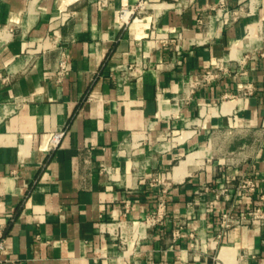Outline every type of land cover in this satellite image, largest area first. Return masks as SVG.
I'll use <instances>...</instances> for the list:
<instances>
[{"label": "crops", "instance_id": "crops-1", "mask_svg": "<svg viewBox=\"0 0 264 264\" xmlns=\"http://www.w3.org/2000/svg\"><path fill=\"white\" fill-rule=\"evenodd\" d=\"M141 1L0 0V264H264V221L221 227L259 195L213 192L264 180V0Z\"/></svg>", "mask_w": 264, "mask_h": 264}, {"label": "built area", "instance_id": "built-area-1", "mask_svg": "<svg viewBox=\"0 0 264 264\" xmlns=\"http://www.w3.org/2000/svg\"><path fill=\"white\" fill-rule=\"evenodd\" d=\"M143 0L140 2L139 5ZM218 18L224 20L226 25H230L234 20L237 19L238 11L236 9H230L227 7L225 0H221L218 7ZM128 12L136 13L138 12V7L124 8L121 11V17H124ZM152 37L155 35V24H153V29L151 32ZM163 42H168L166 38ZM261 56L264 57V51L261 52ZM67 67V60L65 56H62L60 62V72L59 76L62 77ZM129 69H132L131 67ZM229 73L228 67L222 62L215 66L213 69L207 70L196 77H188L183 81L184 93L188 98L195 93V90L201 86L210 84L214 80L220 78L222 75H227ZM63 133H59L55 136V140L59 138ZM103 174H109V169H103ZM150 186L159 187V197L156 209L154 212L149 214L143 223L148 227H155L161 224V222L166 218L167 215V201L166 193L170 182L165 180L163 177H153L150 179ZM235 190L237 194H248L255 193L259 195L260 200L264 203V180L257 178H241L239 181L235 182L233 179H227L222 184H220L213 192L216 200L220 197L227 196L230 191ZM264 221V207H257L256 209L246 212L244 214H237L233 210H228L221 215V227L228 229L232 226L240 225H258ZM178 235V234H176ZM119 239L121 243V248L124 249L126 245L125 237L119 233ZM0 249H2V244H0Z\"/></svg>", "mask_w": 264, "mask_h": 264}]
</instances>
